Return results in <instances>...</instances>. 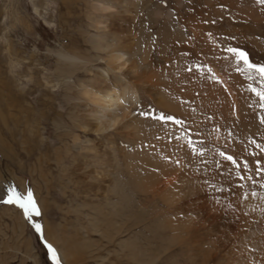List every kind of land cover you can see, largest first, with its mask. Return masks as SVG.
I'll list each match as a JSON object with an SVG mask.
<instances>
[{
  "label": "rangeland",
  "instance_id": "obj_1",
  "mask_svg": "<svg viewBox=\"0 0 264 264\" xmlns=\"http://www.w3.org/2000/svg\"><path fill=\"white\" fill-rule=\"evenodd\" d=\"M98 34L128 54L140 96L100 132L92 101L124 90L100 83ZM230 46L264 62L259 0H0V264H55L44 240L61 264H264L262 86ZM57 48L88 63L65 79ZM9 187L32 190L43 239Z\"/></svg>",
  "mask_w": 264,
  "mask_h": 264
},
{
  "label": "bare ground",
  "instance_id": "obj_2",
  "mask_svg": "<svg viewBox=\"0 0 264 264\" xmlns=\"http://www.w3.org/2000/svg\"><path fill=\"white\" fill-rule=\"evenodd\" d=\"M101 10L105 12L108 11L109 13L114 12V8L111 6L109 7L102 6ZM166 15L167 18L171 17V11H168V14H165V16ZM99 17L95 21L94 26L98 30L101 29L102 35H105L104 32L107 29L108 24L106 21L101 20V18ZM165 32L166 31L162 29L161 33H165ZM98 36H99L98 41L97 40L95 41L96 45L102 46L104 50L106 49L108 50L109 48L108 51L110 53V58H108L109 65H107L108 67L105 70H103L102 74L100 75L101 76L100 83L105 86V84H109L111 82L112 78H115L117 81L123 84V90H124V93H119L116 90L113 91L111 89L112 87L111 88L108 87L107 92L105 91L106 94L104 95L101 94L100 97H96L95 100L92 101L94 103L95 108L94 110L89 112V117L91 119V122L94 124V128H95L94 130L100 132V131L108 130L110 128H118L119 127L118 124L124 123V120H126L127 118L130 119V116L132 115L129 108V103L131 104L137 103L139 101L140 96L138 95L136 90H133L134 88L131 89V87H129V80L126 79L127 77L125 76V73L129 72L128 65L130 59L128 54L113 48L114 45L112 43L105 45L103 39H101V35L98 34ZM128 122L130 123L123 125L124 127H126V129L133 124V123L131 124V121ZM247 210L248 207L246 206V212ZM248 213H249L248 216L241 217L243 220L247 221V223H249L248 221L252 220L257 215H259L257 211L254 212L253 210H250ZM261 231H262V238L259 240V243H263L261 247L263 249V254H264V224H262L261 226Z\"/></svg>",
  "mask_w": 264,
  "mask_h": 264
},
{
  "label": "snow or ice",
  "instance_id": "obj_3",
  "mask_svg": "<svg viewBox=\"0 0 264 264\" xmlns=\"http://www.w3.org/2000/svg\"><path fill=\"white\" fill-rule=\"evenodd\" d=\"M261 4H264V0H259ZM227 52L232 54L235 59L238 67L236 68L237 72H244L248 74L249 79H254L251 75L252 73H256L260 84L262 87H255L250 85L251 91L255 93L260 100V107L264 108V62H257L250 58L249 52L239 46H230L227 48ZM243 65V67H239V65ZM160 121H175L177 124L181 123L180 120H177L175 116L166 115L161 112L158 116L155 117ZM261 122L264 123V116L260 117ZM191 142V141H190ZM258 148L259 144L256 145ZM220 155L225 156L226 160L231 161L233 164H236L237 167L240 165L237 163L236 157L233 155H227L225 153H220ZM245 167H247V162H245ZM241 179H244L241 176ZM255 194V193H253ZM7 204L18 205L21 209H23L26 218L32 223L35 231L40 234V238H44V230L42 223L35 219L36 217L41 216V210L39 205L36 202L34 194L31 189L28 190L27 194L17 191L15 187H9L7 199L3 201ZM44 244L50 253V258L55 262V264H61V260L57 250L54 248L52 244H50L47 240H44Z\"/></svg>",
  "mask_w": 264,
  "mask_h": 264
},
{
  "label": "clouds",
  "instance_id": "obj_4",
  "mask_svg": "<svg viewBox=\"0 0 264 264\" xmlns=\"http://www.w3.org/2000/svg\"><path fill=\"white\" fill-rule=\"evenodd\" d=\"M50 54L62 70V75L65 79H70L72 73L88 63L86 57L66 48L53 49Z\"/></svg>",
  "mask_w": 264,
  "mask_h": 264
}]
</instances>
